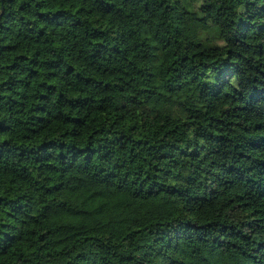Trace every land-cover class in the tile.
I'll return each instance as SVG.
<instances>
[{
    "label": "trees",
    "instance_id": "16d2710c",
    "mask_svg": "<svg viewBox=\"0 0 264 264\" xmlns=\"http://www.w3.org/2000/svg\"><path fill=\"white\" fill-rule=\"evenodd\" d=\"M0 264H264V0H0Z\"/></svg>",
    "mask_w": 264,
    "mask_h": 264
},
{
    "label": "water",
    "instance_id": "95a60500",
    "mask_svg": "<svg viewBox=\"0 0 264 264\" xmlns=\"http://www.w3.org/2000/svg\"><path fill=\"white\" fill-rule=\"evenodd\" d=\"M3 11H4V6H2V11H1V14H0V18L2 17Z\"/></svg>",
    "mask_w": 264,
    "mask_h": 264
}]
</instances>
